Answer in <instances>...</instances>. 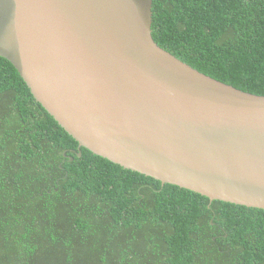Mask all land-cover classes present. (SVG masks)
Returning a JSON list of instances; mask_svg holds the SVG:
<instances>
[{"label": "trees", "instance_id": "1", "mask_svg": "<svg viewBox=\"0 0 264 264\" xmlns=\"http://www.w3.org/2000/svg\"><path fill=\"white\" fill-rule=\"evenodd\" d=\"M152 36L200 73L264 96V0H153ZM0 264H264V210L79 149L0 58Z\"/></svg>", "mask_w": 264, "mask_h": 264}, {"label": "water", "instance_id": "2", "mask_svg": "<svg viewBox=\"0 0 264 264\" xmlns=\"http://www.w3.org/2000/svg\"><path fill=\"white\" fill-rule=\"evenodd\" d=\"M152 6L0 0V58L79 149L210 201L264 210V96L162 49Z\"/></svg>", "mask_w": 264, "mask_h": 264}]
</instances>
